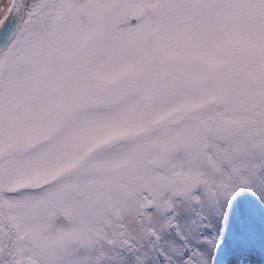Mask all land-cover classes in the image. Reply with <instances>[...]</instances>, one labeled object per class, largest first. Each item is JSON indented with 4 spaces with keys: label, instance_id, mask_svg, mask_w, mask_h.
I'll list each match as a JSON object with an SVG mask.
<instances>
[{
    "label": "snow or ice",
    "instance_id": "obj_1",
    "mask_svg": "<svg viewBox=\"0 0 264 264\" xmlns=\"http://www.w3.org/2000/svg\"><path fill=\"white\" fill-rule=\"evenodd\" d=\"M0 264H264V0H0Z\"/></svg>",
    "mask_w": 264,
    "mask_h": 264
}]
</instances>
